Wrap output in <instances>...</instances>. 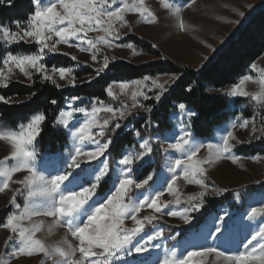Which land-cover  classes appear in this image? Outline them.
<instances>
[{
	"label": "snow or ice",
	"instance_id": "obj_1",
	"mask_svg": "<svg viewBox=\"0 0 264 264\" xmlns=\"http://www.w3.org/2000/svg\"><path fill=\"white\" fill-rule=\"evenodd\" d=\"M32 2L35 10L34 14L27 18V26L23 23H17L15 25L16 31L0 26V38L8 45L32 39L39 45V52L38 54L13 55L9 51L6 56L0 57L3 62L2 66L8 69L7 73L0 70V87H8L11 79L9 75L12 71L11 66L18 68L29 81L33 80L35 73H39L43 80L50 81L56 87H60L53 79V75L58 72L59 78L63 80L66 75L72 72V69L52 68V74H49V70L45 68L42 61L46 55L45 49L48 53L56 52V46L61 43L69 47H77L82 52H88L91 54L93 62L101 63V66L95 70V75L85 81L91 83L97 76L109 69L110 58L105 55L101 61L98 55L100 46L112 48L113 41L120 38L119 28L128 26L124 17L125 12H137L148 22H155L156 20L154 13L145 6V0H132V3H128L126 0H119V3L118 0H111V3L109 0H54L53 3L47 5H42L41 0H32ZM3 3L5 0H0V4ZM191 3H195V0H191ZM113 5L116 7L113 8ZM7 6H12V0H7ZM58 7L62 11H57ZM163 7L172 9L173 5L165 2ZM179 11V8L175 9L177 14ZM238 14L243 16L242 12ZM57 25H63V27ZM76 25H79V28ZM180 27L183 29V23L180 24ZM93 30L100 31L103 35L95 40L88 39L87 33ZM80 33H84V36H81ZM53 35L58 39L49 44L47 41H51ZM73 40L79 41V43L74 44ZM127 46L133 47L130 44ZM208 47L211 46L208 45ZM71 59L75 61L77 58L72 56ZM111 59L114 60L115 57ZM256 67L255 64L252 65L253 69ZM30 69H34L35 73ZM260 76L261 79L258 81L261 86L259 92L250 94L244 90V82L252 79L251 76H245L239 84L229 89L227 94L233 97L250 95L251 100L264 106V69L260 70ZM177 79L179 77L173 75L169 81L160 83L159 77L153 78L150 75H145L141 80L132 81L131 85L120 83L118 85L110 84L107 87V96L113 100H119V95L113 91L114 88H119L120 94H124L131 87L130 105L120 101L119 107H113L111 103L97 99L91 104V111H86L82 107L74 108L73 104L70 103L68 111L60 112L56 119V125H62L68 130L73 141L74 151L69 154L70 163L67 164V168L52 175L38 172L34 163L36 159L34 141L39 135L42 122L45 120L44 115H35L27 124H21L18 132H0V141H6L11 146L10 156L0 160V177L3 178L0 181V193L9 188V181H12L14 174L26 173L22 178L12 181V183L23 187L15 189L11 199V204L17 209V212L9 215L6 222L2 224L5 229L15 233L19 241L18 247L13 248L9 255L18 257L31 256L36 252H42L45 255L56 253L61 257L60 264H113L114 258H119L118 254L124 251L129 254L133 251L135 253L146 252L154 246L150 242L158 240L162 236L160 231H156L154 234L144 233L141 235L144 231V223L151 224L153 220L157 219L155 215H145L138 218L142 209L150 208L153 212L164 215L162 209L167 208L168 204L180 205L185 203L187 206L182 211L169 209L166 214L171 217H179L188 223L189 213L199 210L210 192L221 195L227 191V189L215 186L214 183L211 187L206 183V170L203 165L212 164L216 160L226 158L225 154L231 153L230 140L235 139L231 131L222 136L220 144L204 145L195 143L190 133L184 130L183 135L164 148L165 152L172 149L182 154L181 158L173 160L172 166L169 168L172 176L166 187L167 192L174 199L168 201L167 204L161 200L165 194L163 188L157 190L151 197L144 196L135 201L129 198L125 202V197L130 188H143L152 179L151 176H148L147 179L137 183L129 175L133 172L130 167L133 161L153 151L150 140L142 138L139 131L135 135L143 139V142L139 144L142 151L124 155L119 161L121 165L128 167L126 170H121L118 180L114 184V190H111L103 201L97 204L93 197L96 195L98 185L103 182L102 178L109 173L107 161H101L102 167L92 172L90 174L92 179H85L78 190H72L65 183L69 181L70 176L75 178V176L80 175L75 173V169L80 168L81 172H85V168H81V164L96 160L109 150L110 145H113V139L109 133L114 134L115 130L121 129L120 120L131 116L135 109H143L148 113L153 111V107L142 103L138 98L142 97L143 101L155 100L159 102L165 92L168 91L166 85L174 83ZM69 84L75 86V77L69 80ZM145 88L147 91L143 90ZM0 102L11 103V99L0 95ZM52 103H56V101L53 100ZM178 107L181 111L186 108L183 103L179 104ZM74 112L83 114L85 119L78 126L70 127ZM101 112L110 115L100 117L99 113ZM189 114L195 115V113ZM247 123L244 121L241 127H246ZM94 128L98 129L95 134L92 132ZM252 131H256L254 126ZM261 131L264 133V129ZM205 147L209 153V158L207 160L197 159V154ZM231 158L233 161L236 160L235 156ZM8 159L14 160L15 164L10 167L6 166L5 161ZM181 175L188 184L198 185L201 189L195 194L187 195L184 200L181 199L175 187L176 181L181 179ZM17 195L25 197L22 207L16 200ZM90 201L92 204H89ZM37 215L53 217L54 223L57 226L65 227L67 232L78 241V244L73 245L65 239L62 243L66 247L57 246L51 250L47 248L39 239L35 238L36 233L41 230L40 225H34L32 228L22 226L23 221H30L33 216ZM260 215H264V208H252L249 219ZM82 217H86V219H82ZM126 219H130L134 227H125ZM219 219L220 224L216 225L210 233V237L214 241L219 239V234H222L224 228V218L220 217ZM12 240L13 237L9 236L5 241L6 246H9L8 242ZM141 241L143 242L141 243ZM254 241L256 244L253 243ZM240 247L243 249L242 251L226 253L224 250L210 245L200 250H189L182 258H178L176 252H172L165 257L162 264H196L193 258H203L210 254H215L216 259L222 261V264H264V226L254 230L249 237L241 242ZM77 253H79L78 257ZM3 255L0 254V264H7Z\"/></svg>",
	"mask_w": 264,
	"mask_h": 264
},
{
	"label": "rangeland",
	"instance_id": "obj_2",
	"mask_svg": "<svg viewBox=\"0 0 264 264\" xmlns=\"http://www.w3.org/2000/svg\"><path fill=\"white\" fill-rule=\"evenodd\" d=\"M53 2L54 0H41L42 5H47ZM126 2L132 3V0H126ZM165 2L171 3L173 8H164L163 3ZM109 3H111V0H109ZM263 4L264 0H195V3H191V1L182 2L180 0H145V6L149 8L156 17L155 22L146 21L144 17L137 12H125L124 17L128 22V26L125 28H119L120 38L113 41L112 48H107L101 45L100 53L98 55L100 56L101 61L103 56H108L110 58L109 65L116 61H125L134 65H143L153 63L162 58L171 60L186 69L197 70L206 65L211 58L214 57L216 52L237 33L249 16ZM112 7L115 8L116 5H113ZM176 8L180 9L178 14L175 12ZM57 11L62 10L58 7ZM240 12L243 13V16L238 14ZM181 23L184 25L183 29L180 27ZM16 24L17 23L13 25L0 23V26L7 27L11 31H16ZM24 24L27 26L26 23ZM57 26L63 27V25ZM76 27L79 28V25H76ZM80 35L84 36V33H80ZM101 35H103L102 32L93 30L87 33V38L95 40ZM130 36L137 37L140 40L149 43L152 45V49L158 51L161 56L155 57L135 46L129 48L127 45H133L128 41ZM56 39H58V37L53 35V39L47 42L51 44L54 43ZM0 41L7 48L18 43L34 45L37 49V52L34 54H38L39 52V45L32 39L14 42L12 45L6 44L2 38H0ZM73 43H79V41L73 40ZM153 45H155V47H153ZM208 45L211 47H208ZM56 47L57 51L53 53H48L47 49H45L46 55L42 62L45 64V68L49 70V74H52V68H59L56 66H49L46 63L47 59L55 55L68 57L71 62H73L72 66L67 67L71 68L72 72L69 75H66L63 80L59 78L58 72L53 75L56 84L60 85L58 88L72 89L84 84H92L99 77L97 76L95 80L91 81V83L85 82L95 75V70L101 66V63L93 62L91 60L90 53L82 52L77 47H69L62 43ZM213 49L215 50L213 51ZM72 56H75L77 59L75 61L72 60ZM112 57H115V59L112 60ZM206 57L207 59H205ZM254 64L257 66L256 69H253L251 66L249 74L246 75L251 76L252 79L245 81L243 85L244 90L250 94H255L260 91L261 86L258 81L261 79L260 70L264 69V55ZM11 67L12 71L9 74L11 77L10 83L16 81L28 85L31 84L32 81H29L24 77L18 68L14 66ZM82 69H90L94 72L92 74L78 76L77 73L82 71ZM1 70L6 73L8 72V69L5 67H2ZM106 70L104 73H106ZM30 71L35 73L34 69H30ZM104 73H101L100 75ZM73 77H75V86L69 84V80ZM171 77L172 76H159V82L164 83L169 81ZM34 78H39L41 81H45L41 78V74L39 73H35ZM132 81L134 80L113 81L110 84L118 85L120 83H127L131 85ZM240 81L237 84H239ZM148 83L150 84V81ZM174 83L166 85L168 91L165 92L164 96L171 90ZM236 85L226 88L210 89L212 93L227 98L230 102V108L238 112V115L233 116L227 123L217 128L215 134L210 139H201L194 136L192 122L196 114L190 115L189 113H195V111L185 104V110L181 111L178 107L181 103L177 104L176 110L171 114V132L166 133L163 137L160 134L153 132L151 126L145 125L141 128V131H139L141 137L150 140L153 151L140 159L134 160L130 166L133 169V172L129 173V175L137 183L147 179L148 176H151L152 179L149 180L148 184H145L143 188H130L128 195L125 197V202H127L129 198L135 201L142 199L144 196L151 197L161 188L164 189L165 193L164 196L161 197V200L164 203L167 204L168 201L174 199L173 196L167 192L166 187L167 182L172 176L169 168L172 166L173 160L181 158L182 154L175 152V150L172 149L165 152L164 148H166L169 143H174L181 135H183L184 130L190 133L191 138L195 143L204 145L210 143L220 144L222 136L226 135L229 131L233 133L235 139L230 140V144L232 145L231 153L225 154L226 158L216 160L212 164L203 165L206 170V183H208L210 187L214 183L215 186L227 189V191L223 192L221 195H216L210 192L205 197L204 205L199 208V210L189 213L190 218L188 223H185L179 217H171L166 214L169 209L182 211L183 208L187 206L185 203L180 205L168 204L167 208L162 209L165 213L164 215L155 213L150 208L142 209L138 218H142L145 215H155L157 219L153 220L151 224L145 222L144 231L141 235H144V233L154 234L156 231H160L162 232V236L158 240L150 242L154 246L150 247L146 252L135 253L133 251L129 254L127 251H124L118 254L119 258H114L113 264H162L165 257L172 252H176L177 257L182 258L189 250H200L210 245H214L219 249L224 250L226 253H235L238 250H243L240 247L242 241L249 237L254 230L264 226V215L256 216L251 220L249 219V214L252 208H264V154L250 155L239 154L236 152L241 146H251L253 148L264 147V133L261 131L264 129V114H262L264 106L251 100L250 95L244 97H233L228 95V90ZM143 90L147 91L146 88ZM113 91L119 95V100H113L108 97L106 92L108 101H105V103H111L113 107H119L120 101H124L129 105L131 104L129 98L132 91L131 87L124 94H120L119 88H114ZM154 91L156 90L154 89ZM149 95H151V93H149ZM138 99L142 103L151 107L157 103L155 100L143 101L142 97ZM236 99H248L252 104L246 102L245 104L237 105L235 103ZM94 101L95 100H89L86 98H80L78 100L69 99L66 108L63 111L69 110L68 105L70 103L73 104L74 108L82 107L85 108L86 111H91V104ZM246 109L252 112L250 117L243 116V112ZM151 113L145 112L143 109H135L131 116H127L125 119L119 121L122 126L121 129L115 130L114 134L109 133L114 140L119 133L131 130L133 132V138L136 141V144L133 147H126L121 155L115 160H113L111 154H109V148L103 156L98 157L96 160L86 161L85 164H81V168H85V172H81L80 168L75 169V173H79L80 175L75 176V178L70 176L69 181H66L65 183L68 184L72 190H78L85 179H92V176L90 175L92 172L96 171L99 167H102L101 161H107L109 165V173L102 178V183L108 182L110 185L109 190L105 193H100L101 183L98 185L96 195L93 197V200L96 201L97 204L100 201H103L106 195L109 194L111 190H114V184H116L121 170H126L128 167L121 165L119 161L124 155L142 151V149L139 148V144L143 142V139L138 138L135 135L138 130L132 127L130 123L134 119L138 120L141 118H147ZM108 115L110 114L103 112L99 113L100 117ZM84 119L85 117L83 114L74 112L69 126H78L84 121ZM244 121L248 122L247 126L241 127V124L244 123ZM253 126L256 128L255 132L252 131ZM40 127L42 129V124ZM58 127H60L68 137V145L66 146L64 153L54 155L41 154L38 150L37 141L39 135L34 141V150L36 152V159L34 162L35 167L38 172L45 175H52L56 172L64 171L67 168V164L70 163L69 154L74 151L73 141L68 130L62 125ZM19 129L5 128L0 124V132H18ZM97 131L98 129L96 128L92 129L93 134ZM40 133L41 130L39 134ZM158 151L160 153H158ZM10 153L11 146L6 141H0V160H3L6 156H10ZM156 153L161 154L162 156L159 160L161 161L159 169L143 178L139 177V173L143 167L157 163ZM232 156L236 157L235 161L232 160ZM208 158L209 153L206 147L202 148L197 154V159L199 160H207ZM14 164L15 161L12 159L5 161L6 166L10 167ZM69 171H71V169H69ZM177 171L179 172V169H177ZM25 174L26 173L24 172L14 174L12 181L22 178ZM2 180L3 178L0 177V181ZM12 181H9V188L5 189L3 193H0V211L11 208L10 215L17 212V209L11 204L14 190L23 187L22 185L12 183ZM175 187L182 200H184L187 195L195 194L201 190L198 185L188 184L182 178V175L181 179L176 181ZM229 193L233 195L230 204L219 207L215 214L209 215L206 220H204L203 224L193 228L200 215L204 212L208 204V199H219ZM16 200L22 207L25 202V197L17 195ZM89 204H92V201H90ZM88 210L90 211L91 209L89 208ZM220 217L224 218V228L222 234H219V239L214 241L210 237V233L216 225L220 224ZM82 219H86V217H82ZM2 224H0V254H4L3 259L7 264H60L61 257L56 253L45 255L42 252H36L31 256L24 255L18 257H12L9 255L13 248L18 247L19 241L16 234L12 233L9 229H5ZM37 224L41 226V230L36 233L35 238L39 239L50 250L57 246L66 247V245L62 243L65 239L73 245L78 244V241L67 232L65 227L57 226L54 223L53 217L37 215L33 216L30 221L25 220L22 222V226L28 228H32ZM124 226L131 228L134 227V224L130 219H126ZM9 236H12L13 240L8 242L9 246H6L5 241ZM142 242L143 241H141V243ZM253 243L256 244L255 241ZM78 256L79 253H77V257ZM193 259L196 264H222V261L216 259L215 254L206 255L203 258L195 257Z\"/></svg>",
	"mask_w": 264,
	"mask_h": 264
},
{
	"label": "trees",
	"instance_id": "obj_3",
	"mask_svg": "<svg viewBox=\"0 0 264 264\" xmlns=\"http://www.w3.org/2000/svg\"><path fill=\"white\" fill-rule=\"evenodd\" d=\"M190 2L191 0H180ZM32 0H12V6L0 4V23L13 25L26 23L27 18L34 14ZM128 41L138 49L160 57L158 51L152 49V45L130 36ZM9 51L12 54H34L36 46L18 43L10 47L0 41V57L6 56ZM264 55V4L260 6L237 33L225 43L211 60L200 69H186L168 59H159L153 63L134 65L125 61H116L109 65L106 73L100 75L92 84H84L72 89H60L48 81L34 78L30 85L11 82L7 88L0 87V95L11 99V103L0 102V124L9 129H19L21 124H27L35 115H44L41 133L38 137V150L41 154L54 155L64 153L68 145L67 134L56 125V119L60 112L66 108L69 99L86 98L89 100L108 101L106 89L113 81H130L142 79L145 75L151 77L178 76L171 90L153 105V111L147 118L134 119L130 125L141 131L143 126H151L153 132L162 137L171 132V114L176 110L177 104L183 103L195 111L192 122L194 136L201 139H210L217 128L227 123L237 111L230 108L227 98L214 94L211 88H226L236 85L244 76L249 74L251 66ZM0 60V70L2 69ZM49 66L70 67L73 62L68 57L55 55L46 61ZM90 69H82L80 75L92 74ZM28 97H31L30 99ZM55 100L56 103H52ZM252 104L248 99H236L237 105ZM251 111L246 109L243 116L250 117ZM264 114V109L262 111ZM146 130V129H145ZM131 130L119 133L110 147L113 160L117 159L126 147L136 144ZM158 150V149H157ZM239 154H264V147L253 148L241 146L236 150ZM158 153H160L158 151ZM162 158L156 153L157 163L145 166L141 169L139 177L159 169ZM109 183L100 185V193L109 190ZM232 194H226L219 199H208L204 212L200 215L196 228L203 224L209 215L217 212L219 207L230 204ZM11 208L0 211V224L6 221Z\"/></svg>",
	"mask_w": 264,
	"mask_h": 264
}]
</instances>
